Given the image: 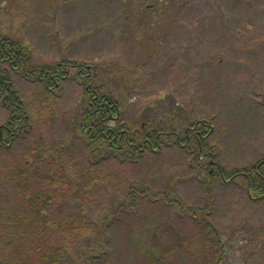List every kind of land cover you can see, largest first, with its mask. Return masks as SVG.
I'll use <instances>...</instances> for the list:
<instances>
[{
  "label": "rangeland",
  "instance_id": "rangeland-1",
  "mask_svg": "<svg viewBox=\"0 0 264 264\" xmlns=\"http://www.w3.org/2000/svg\"><path fill=\"white\" fill-rule=\"evenodd\" d=\"M0 34L34 68L81 64L54 92L8 69L32 127L0 149V248L42 208L35 242L13 239L31 264H264V201L242 178L210 179L167 143L131 159L79 129L86 88L130 134L210 120L220 167L264 159V0H0Z\"/></svg>",
  "mask_w": 264,
  "mask_h": 264
},
{
  "label": "trees",
  "instance_id": "trees-1",
  "mask_svg": "<svg viewBox=\"0 0 264 264\" xmlns=\"http://www.w3.org/2000/svg\"><path fill=\"white\" fill-rule=\"evenodd\" d=\"M31 57L32 51L28 46L0 34V99L9 113L7 122L0 125V149L10 147L14 140L26 135L32 127L25 105L7 74L8 69L20 72L26 78L41 83L51 92H54L67 79L70 70L77 72L80 70L78 68L81 64L68 60L34 68L30 62ZM83 77L77 75V79L81 82ZM83 91L87 103L82 112L79 129L89 144L96 145L102 142L104 148L113 153L117 151L122 154L123 149H128L127 153L131 159L144 155L146 151H159L162 143H167L169 146L177 145L191 155L194 166H197L201 173L205 171L209 173L210 179L217 178L221 182L230 183L242 178L247 183L245 186L251 201L257 203L264 201V159L246 168H227L226 170L220 167L214 159L217 153L208 143L213 132L210 120H198L191 123L183 129V134L178 133L177 128L173 129L170 120L153 122L150 126L142 123L136 134L135 132L130 134L122 123H116L120 108L115 101L99 95L98 91H90L86 88H83ZM167 137L172 139L171 143L165 140ZM43 211L42 208H36L32 215L33 219L27 222L24 231L18 236L14 235V238H23L21 234H24L29 244L35 242L34 230L38 231L48 225L41 216ZM13 227L16 229L15 225ZM213 234L214 232L211 231L210 235ZM14 238L7 241L8 246L5 244L0 248V264H31L32 255L25 258L26 245L24 243L17 245L13 241ZM28 249L31 251L29 246Z\"/></svg>",
  "mask_w": 264,
  "mask_h": 264
}]
</instances>
